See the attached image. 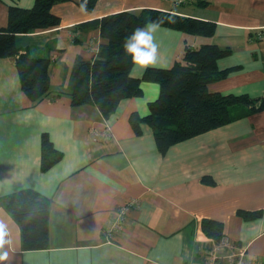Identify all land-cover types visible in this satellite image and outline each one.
Here are the masks:
<instances>
[{"label":"crops","instance_id":"0c3cea01","mask_svg":"<svg viewBox=\"0 0 264 264\" xmlns=\"http://www.w3.org/2000/svg\"><path fill=\"white\" fill-rule=\"evenodd\" d=\"M79 1L54 4L59 25L16 35L21 53L51 59L46 97L33 103L22 89L15 57H0V219L15 241L8 264H213L207 251L223 244L203 231L205 218L223 222L227 255L240 249L264 264V0H98L85 11ZM34 2L0 0V26L8 24L10 5ZM144 8L214 22L208 36L161 25L155 67L172 66L188 48L228 47L231 53L218 67L229 72L209 89L247 95L256 100L255 109L164 154L149 123L142 122L137 134L130 122L134 112L149 114L150 102L160 95L158 82L142 80V95L122 99L109 118L96 104L74 105L73 66L80 58H96L106 41L99 27L80 24ZM145 69L134 65L131 74L142 78ZM45 132L63 153L47 170L41 167ZM27 188L50 199L43 249L24 248L20 222L3 201ZM131 200L136 204L126 212L123 229L109 237L119 208ZM242 211L260 215L247 219Z\"/></svg>","mask_w":264,"mask_h":264},{"label":"trees","instance_id":"16d2710c","mask_svg":"<svg viewBox=\"0 0 264 264\" xmlns=\"http://www.w3.org/2000/svg\"><path fill=\"white\" fill-rule=\"evenodd\" d=\"M58 1L64 0H35L32 7L10 5L8 24L0 26V57H15L22 89L33 103L51 91V59L34 56L29 51L21 53L16 35L59 25L60 17L52 10ZM97 1L87 0L86 9L94 8ZM82 3L84 0L79 1L80 6ZM153 20H162L161 25L207 36L216 30L214 22L155 8L125 10L81 23L84 28L99 27L106 41L96 58H80L74 64L72 71L76 86L71 92L74 105L96 104L102 114L109 118L122 99L142 95V80L158 82L160 95L150 102L149 114L141 116L134 112L130 122L137 134L142 133V122L149 123L158 148L164 154L179 141L222 126L231 121L234 115H245L255 109L256 100L247 95L223 94L209 89L211 82L225 77L229 72L218 67V60L231 53L228 47L204 44L198 48H188L183 59L176 60L172 66H150L145 69L142 78L132 76L134 64L131 57L124 53L123 44L137 27H144ZM236 109L240 111L234 114ZM62 155L48 133H43L42 169L52 167ZM203 180L213 183L209 176H204ZM3 201L20 222L24 248L34 250L48 247L50 199L27 188L5 195ZM241 214L251 219L259 216L260 211H242ZM201 225L214 243H221L224 237L223 222L205 218ZM217 264H223V261Z\"/></svg>","mask_w":264,"mask_h":264},{"label":"clouds","instance_id":"9594fccd","mask_svg":"<svg viewBox=\"0 0 264 264\" xmlns=\"http://www.w3.org/2000/svg\"><path fill=\"white\" fill-rule=\"evenodd\" d=\"M87 0L81 4V11L86 10ZM162 20H153L144 27H137L126 37L123 44L124 53L131 57L134 65L142 68L155 66L160 62V45L156 41V33ZM15 251V241L11 230L4 220L0 219V264H8L10 254Z\"/></svg>","mask_w":264,"mask_h":264},{"label":"built area","instance_id":"2783aa9c","mask_svg":"<svg viewBox=\"0 0 264 264\" xmlns=\"http://www.w3.org/2000/svg\"><path fill=\"white\" fill-rule=\"evenodd\" d=\"M176 1L178 3H182V2H191V1H197V0H176ZM135 204H136V201L131 200L130 202H128L127 204L119 208L116 217L113 219L110 227L108 228L109 237H113L115 234H117L123 229V222L125 219V214L128 211V209ZM221 244L228 245L230 244V242L228 241V238L223 237ZM216 249H217V246H216ZM212 255L213 257L212 256L211 257H212L213 264H217L218 261H220L221 259L220 256H217L215 252H213ZM245 255H246L245 252L239 249V252H238L239 257L236 260H231L230 264H262L260 260L253 259V258H247L245 257Z\"/></svg>","mask_w":264,"mask_h":264},{"label":"rangeland","instance_id":"374dc122","mask_svg":"<svg viewBox=\"0 0 264 264\" xmlns=\"http://www.w3.org/2000/svg\"><path fill=\"white\" fill-rule=\"evenodd\" d=\"M228 245H223V248L222 249H217V250H213L215 247L213 246V248L211 247V249H209L208 251H207V255L209 256V259L210 260H212V257H213V255H212V253L213 252H215V254L217 255V256H220V262L221 261H223V264H230V262H231V260H236L239 256H238V252H236V253H232V251L231 252H229V254L227 255L225 252H224V249L225 248H228L227 247ZM229 249H231V248H229ZM223 250V251H222ZM232 250V249H231ZM207 256V257H208ZM212 256V257H211ZM245 257H247V255H245ZM248 258V257H247ZM220 262H218V263H220ZM263 264V263H262Z\"/></svg>","mask_w":264,"mask_h":264}]
</instances>
